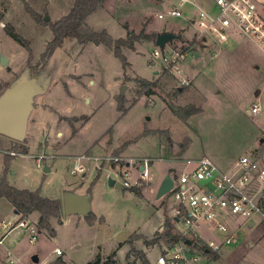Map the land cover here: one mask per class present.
<instances>
[{
	"label": "rangeland",
	"instance_id": "rangeland-1",
	"mask_svg": "<svg viewBox=\"0 0 264 264\" xmlns=\"http://www.w3.org/2000/svg\"><path fill=\"white\" fill-rule=\"evenodd\" d=\"M72 4L73 0H0V56L8 59L6 65H0V95L20 81L32 89L24 139L9 145L1 142L0 148L18 151L26 143L29 146L27 155L9 156L10 184L38 190L61 202L65 192L83 193L93 218L67 215L62 209L59 217L50 220L51 234L39 228V214L34 211L26 218L39 234L30 242L22 227L9 232L4 228L8 222L17 223L20 216L0 197V238L9 233L0 243V264H41L58 258L65 264H87L98 255L116 264H141L144 255L149 264H156L159 253L171 244L168 232L177 236L176 223L167 219L173 198L169 193L156 197L166 174L176 179L186 167L183 159L202 155L226 172L243 155L255 157L264 166V52L244 35L223 45L195 42V28L185 17L169 13L179 6L186 16L193 15L198 9L191 3L106 0L85 19L87 27L105 28L114 38L125 37L130 30L176 32L180 38L166 42L165 49H196H189L180 61L181 72L171 73L161 55L153 54L160 49L155 40H141L134 49L123 48L128 61L125 67L102 44L79 43L74 38H66L42 62L52 39L47 22L63 17ZM158 13L164 18H158ZM6 28L27 40L28 49ZM138 77L158 80L160 86L153 85L147 93L136 81ZM181 78L189 84H181ZM122 85L126 89L121 95ZM173 86L183 89L174 94ZM121 98L124 111L117 109ZM189 103L200 110L184 121L173 109ZM253 105L259 110L249 114ZM30 154L48 157L38 166ZM3 156L0 151V177ZM143 164L147 176L139 178ZM126 171L130 172L126 178L130 186L108 185V177L122 184ZM249 185L253 192L259 182ZM221 219L238 229V243L224 246L216 258L213 251L205 253L201 246H191L197 260L186 264H264V240L253 241L248 248L241 246L245 237L253 239L255 234L245 219L227 212ZM260 219L264 221L259 215L252 218ZM119 233L127 238L117 239ZM13 234L20 237L15 245ZM56 248L62 253L56 254ZM12 249V253L8 251ZM33 253L39 263L32 262Z\"/></svg>",
	"mask_w": 264,
	"mask_h": 264
},
{
	"label": "built area",
	"instance_id": "built-area-1",
	"mask_svg": "<svg viewBox=\"0 0 264 264\" xmlns=\"http://www.w3.org/2000/svg\"><path fill=\"white\" fill-rule=\"evenodd\" d=\"M179 3H191L198 9L195 14L189 16H186L179 6L169 11L171 16L185 17V20L195 28L197 40L194 41L223 45L230 39L244 35L264 52V0H179ZM158 18H164V14L158 13ZM188 51L189 49L182 47H171L167 50L164 46L163 49L155 50L153 54L161 55L162 64L168 71L176 74L181 72L179 64L188 56ZM179 81L183 85L189 84L185 78ZM258 110L259 106L253 105L248 113L255 114ZM6 153L20 154L12 150ZM31 156L36 159L38 166L42 158L48 157L46 154ZM183 163L186 167L176 179L173 178L172 188L168 192L174 200L169 207V217L174 224L176 223L177 240L159 253L156 264H186L189 260H197L191 246L221 252L224 246L238 243L240 240L238 229H232L221 219L225 212L243 217L247 224L255 215L264 220V167L259 166L255 158L241 156L234 169L228 172L220 170L204 155L183 159ZM141 166L139 178H145L146 166L145 164ZM75 169L80 170L81 167ZM129 176L130 172L126 171L122 178L121 183L125 187L130 186L126 179ZM252 181L259 182V186L253 192L249 185ZM16 222L14 224L8 222L4 228L9 232L11 229L22 227L28 231L30 242L37 240L39 230L26 217ZM177 223L181 225L180 228ZM8 234L5 233L3 238ZM3 238H0V243ZM186 238L191 240L190 245L184 242ZM248 243L252 245L253 241ZM55 253L62 252L56 248Z\"/></svg>",
	"mask_w": 264,
	"mask_h": 264
},
{
	"label": "trees",
	"instance_id": "trees-1",
	"mask_svg": "<svg viewBox=\"0 0 264 264\" xmlns=\"http://www.w3.org/2000/svg\"><path fill=\"white\" fill-rule=\"evenodd\" d=\"M106 0H73V4L71 5L69 11L67 14H65L63 17L56 21H49L47 24L49 25L51 31H52V39L49 41L47 48L42 56V62L46 58H48L54 49L57 46H60L63 41L66 38H74L79 43L84 42H92L94 44H102L105 48L110 49L112 53L118 57L121 61V64L123 67L127 65V59L125 55L123 54V48H130L134 49L135 43L140 42L141 40L146 41H154L157 32H145L143 29L136 33L132 30L128 32V34L125 37H119L114 38L111 33L105 29H94L89 28L85 25V19L93 13L97 8L101 7ZM32 12V11H31ZM32 15L35 18H38L36 14L32 12ZM49 19H46V21ZM7 29V28H6ZM7 33L20 45L24 46L26 49H28L27 46V40H25L21 35L18 33L12 31V29H7ZM195 42H202L200 40ZM182 48L186 49H194V47H188V46H181ZM35 74L32 73V76ZM137 82L142 86L143 90H146L147 93L151 92V87L153 85L160 86V83L158 80L151 81L143 77H138L136 79ZM174 94L179 93L183 87L181 86H173L172 87ZM117 109L119 111H124L125 107L122 101V98L119 99ZM174 113L183 119L184 121L190 117L193 114H196L199 112L200 107L194 106L192 104H185L181 106H177L176 109H173ZM83 119L86 118L82 116ZM67 119H70L68 117H64ZM73 129V133L76 132V127L71 122L70 123ZM27 146H22L20 150L17 152L20 153H27ZM9 156L10 154H7L4 158V166L2 170V175L0 177V197H5L15 208V210L18 211L20 214L19 219H22L23 217H27L32 212L36 211L39 214L38 218V226L39 228H45L47 231H49L51 234L54 233V229L51 226L50 220L51 218L59 217L62 213V202L61 200L57 198H49L46 196H43L39 193L38 190H28V189H20L13 185H11L7 181V174H8V163H9ZM133 190V189H131ZM137 194H140L139 190H133ZM87 216H93L91 211L87 214ZM168 220H171L170 217H167ZM94 220L91 219L90 222ZM167 220V222H168ZM169 239L171 242H174L177 240L176 234L171 231L168 232ZM203 251L210 252V249H206L205 247H202ZM212 252V251H211ZM217 252H213V258L217 257ZM141 264H149L147 259L144 255L140 256ZM55 264H65V262L58 258ZM87 264H116L113 261L109 260H102L101 257H98L94 261H88Z\"/></svg>",
	"mask_w": 264,
	"mask_h": 264
},
{
	"label": "water",
	"instance_id": "water-1",
	"mask_svg": "<svg viewBox=\"0 0 264 264\" xmlns=\"http://www.w3.org/2000/svg\"><path fill=\"white\" fill-rule=\"evenodd\" d=\"M180 38V34L173 31H162L157 32L155 37V44L163 49L166 42L172 39ZM205 40V38H203ZM197 56V53H195ZM8 59L1 55L0 56V65H6ZM126 85H122L120 88V94L124 93ZM32 93L31 87L24 81L16 83L13 87L7 88L0 95V134L7 136L15 141H22L25 137L27 117L30 109L29 96ZM128 164V163H127ZM135 166L133 162L131 164ZM141 169L143 166L140 167ZM45 171H48V167L44 168ZM108 185L115 186L118 188H123V185L119 182H116L114 178L108 177ZM173 178L170 174H166L160 182L158 187L156 197L160 198L164 194L168 193L172 188ZM63 213L67 215L71 214H80L86 215L90 211V202L85 195L78 194L75 192H65L62 199ZM15 213H18L15 210ZM127 237L122 233L117 235V239L124 241ZM184 242L187 245L191 244V240L186 238ZM193 244H197L193 242ZM31 260L34 263H39V258L36 253H33ZM41 264H53L41 263Z\"/></svg>",
	"mask_w": 264,
	"mask_h": 264
},
{
	"label": "crops",
	"instance_id": "crops-1",
	"mask_svg": "<svg viewBox=\"0 0 264 264\" xmlns=\"http://www.w3.org/2000/svg\"><path fill=\"white\" fill-rule=\"evenodd\" d=\"M2 138V139H1ZM12 141H14L13 139H11V138H9V137H7V136H2V137H0V143L1 142H3V143H6L7 145H9V144H11V143H13ZM26 146H27V148H29V146H28V143H26ZM9 150V148L8 149H2V148H0V151H1V153H3L5 156H6V154H8V153H6V151H8ZM6 154H5V153ZM17 152V151H16ZM18 153H20V152H18ZM23 154H28V153H23ZM18 155H22V153H20V154H16V155H11L12 157L13 156H18ZM30 155H33V154H30ZM5 156H3L4 158H5ZM253 158H255V157H253ZM262 167H264V166H262ZM49 169V168H48ZM11 185H13V184H11ZM13 186H15V185H13ZM16 187V186H15ZM18 188V187H17ZM21 189V188H20ZM80 194H82V195H84L83 193H80ZM18 215L20 216V214L18 213ZM248 227H250V230L252 231V230H254V232H255V234H254V238L253 239H250V238H244V241H245V244L242 242V247H249L250 245H249V243H248V241H259V240H264V221H261V219H260V222H256L255 220H250V222L248 223ZM237 229V228H236ZM256 230V231H255ZM250 231V232H251ZM249 234V233H248ZM7 236V235H6ZM5 236V237H6ZM12 242L14 243V245L16 244V243H18V241L20 240V237H19V235L18 234H13V236H12ZM13 245V244H12ZM11 245V246H12ZM8 251H11V253H12V251H14V249H12V250H8ZM65 262V261H64Z\"/></svg>",
	"mask_w": 264,
	"mask_h": 264
},
{
	"label": "flooded vegetation",
	"instance_id": "flooded-vegetation-1",
	"mask_svg": "<svg viewBox=\"0 0 264 264\" xmlns=\"http://www.w3.org/2000/svg\"><path fill=\"white\" fill-rule=\"evenodd\" d=\"M32 254L30 255V258H31ZM53 264H55V261H53Z\"/></svg>",
	"mask_w": 264,
	"mask_h": 264
}]
</instances>
